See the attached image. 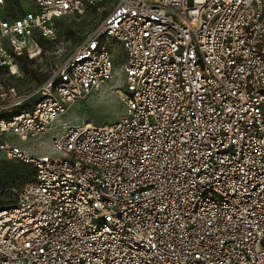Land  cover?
<instances>
[{
	"label": "built area",
	"instance_id": "obj_1",
	"mask_svg": "<svg viewBox=\"0 0 264 264\" xmlns=\"http://www.w3.org/2000/svg\"><path fill=\"white\" fill-rule=\"evenodd\" d=\"M25 1L6 17L0 0V76L17 75L10 47L40 57L55 20L111 7ZM114 46L118 121L63 123L40 155L8 141L112 82ZM4 91L0 163L33 177L0 210V264H264V0H115L45 81Z\"/></svg>",
	"mask_w": 264,
	"mask_h": 264
},
{
	"label": "rangeland",
	"instance_id": "obj_2",
	"mask_svg": "<svg viewBox=\"0 0 264 264\" xmlns=\"http://www.w3.org/2000/svg\"><path fill=\"white\" fill-rule=\"evenodd\" d=\"M114 2L115 0H111L109 4L103 1L97 5L109 8ZM29 7L30 4L25 0H7L6 17L22 15ZM111 7L108 12L111 11ZM108 12L99 15L91 10L83 15H70L55 20L54 38L44 41L37 36L43 54L32 61H28L22 51H16L15 48L10 47L9 50H12L16 56L17 75L15 77L11 74L0 76V93L5 92L4 90L9 86H14L20 93L36 88L48 78L56 66L64 62L87 39L100 20L108 15ZM112 50L116 61V78L112 82L70 105L61 118L60 125L56 124L54 129L39 136L35 141L23 142L13 134L7 135L8 141L40 155L49 152L52 138L61 132L63 123L69 125L93 123L97 126H106L118 121L124 111L120 96L125 88L122 67L126 58L120 46H114ZM14 111L19 112L20 109ZM32 177L33 168L29 165L8 161L0 163V210L8 208L14 202L15 192L31 181Z\"/></svg>",
	"mask_w": 264,
	"mask_h": 264
},
{
	"label": "trees",
	"instance_id": "obj_3",
	"mask_svg": "<svg viewBox=\"0 0 264 264\" xmlns=\"http://www.w3.org/2000/svg\"><path fill=\"white\" fill-rule=\"evenodd\" d=\"M37 36H39V35H37ZM37 36L34 38V41H36V43H37V45H38V50L37 51H39L40 52V54L42 55L43 54V50H42V48H41V45H40V43H39V41L37 40ZM41 39H43L44 41H46L47 39H44V38H42L41 36H39ZM26 57H27V55H25ZM38 56V55H37ZM28 58V61H32L33 59H35V58H29V57H27ZM36 58H38V57H36ZM2 72V69H0V73ZM20 173V172H19Z\"/></svg>",
	"mask_w": 264,
	"mask_h": 264
}]
</instances>
